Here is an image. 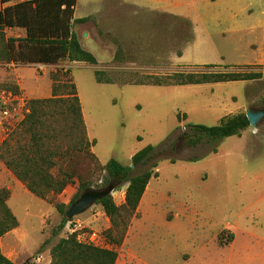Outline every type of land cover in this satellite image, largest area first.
Here are the masks:
<instances>
[{"label": "rangeland", "instance_id": "374dc122", "mask_svg": "<svg viewBox=\"0 0 264 264\" xmlns=\"http://www.w3.org/2000/svg\"><path fill=\"white\" fill-rule=\"evenodd\" d=\"M85 17L93 19L72 22V29L96 65L0 63V145H14L28 100L50 98L51 74L71 69L88 139L96 141L91 152L99 162L114 159L132 168V157L151 146L159 154V177L150 180L123 243L113 247L103 235L109 219L96 204L53 237L62 221L54 203L69 205L77 185L52 196L51 202L43 201L0 161V189L10 190L8 206L19 223L0 239L3 255L16 264H50L51 247L77 233L80 242L115 249L126 259L131 251L143 264H186L181 255L196 251L188 264H264V118L241 137L204 141L197 148L186 147L181 139L191 125L216 126L248 108L264 110V0H77L74 21ZM19 36L23 32H6V37ZM97 70L118 81L204 71H256L263 77L253 82L137 86L99 84ZM11 80L20 95L4 88ZM8 98L12 110L3 116L2 102ZM179 114L186 119L180 120ZM151 166L133 168L132 175ZM125 189L123 184L112 192L116 205L123 203ZM225 232L233 240L221 246L228 239Z\"/></svg>", "mask_w": 264, "mask_h": 264}, {"label": "trees", "instance_id": "16d2710c", "mask_svg": "<svg viewBox=\"0 0 264 264\" xmlns=\"http://www.w3.org/2000/svg\"><path fill=\"white\" fill-rule=\"evenodd\" d=\"M0 63L14 66L47 65L57 66L64 61L96 65V58L84 50L74 24H85L92 17L74 21L77 0H0ZM21 31L23 36L6 37L7 31ZM118 55H115L114 60ZM181 56V55H180ZM217 65H206L214 69ZM228 69L229 66H224ZM256 71H204L199 73L177 72L166 76H135L125 81L116 80L106 71H94L99 84L192 86L230 82H253L262 79ZM50 98L31 99L26 103V112L20 122L14 145L4 142L0 145V161L7 171L33 196L50 201L52 196L61 195L68 186L77 185V192L71 203L92 187L106 188L109 185L117 191L126 184L124 201L116 205L111 195L97 202L109 219L110 227L103 233L113 247L121 246L131 220L137 215L140 201L153 178H158V153L149 146L132 157L133 167H126L109 160L102 165L91 152L96 141H90L82 115L71 69H59L51 74ZM5 86L12 94L20 95V88L11 80ZM11 110V107H8ZM180 120L186 115H178ZM250 127L245 113L222 118L216 126L191 125L181 135L184 145L197 148L204 141L211 144L230 137H241ZM176 150V147L173 146ZM217 153L216 148L213 149ZM196 161V159H192ZM152 166L132 175L136 167ZM101 190V189H100ZM11 197L9 189H0V239L18 228L19 223L8 206ZM51 202V201H50ZM54 203L62 216L61 223L53 231L58 236L69 220L66 213L71 206ZM227 234L226 246L233 240ZM44 242L40 251L46 246ZM50 264H116L118 251L80 242L77 233L58 241L50 249ZM0 264H16L6 258L0 248Z\"/></svg>", "mask_w": 264, "mask_h": 264}, {"label": "water", "instance_id": "95a60500", "mask_svg": "<svg viewBox=\"0 0 264 264\" xmlns=\"http://www.w3.org/2000/svg\"><path fill=\"white\" fill-rule=\"evenodd\" d=\"M245 114L250 127L253 129H257L259 123L264 118V110H255L252 108H248L245 111ZM113 191L114 187L111 185L101 190H86L74 203L71 204L69 210L66 213V218L68 220H71L74 217L85 213L90 207L94 206L97 202L111 195Z\"/></svg>", "mask_w": 264, "mask_h": 264}, {"label": "crops", "instance_id": "0c3cea01", "mask_svg": "<svg viewBox=\"0 0 264 264\" xmlns=\"http://www.w3.org/2000/svg\"><path fill=\"white\" fill-rule=\"evenodd\" d=\"M3 8H4V6H2V4L0 3V10ZM254 130H256V129H254ZM232 246L231 247L234 249V242H233ZM126 254H127V259H126L125 255H121V257H120V254H118L119 257H118L116 264H143L141 262L140 258L135 253L130 251ZM197 255H198L197 251H196V254H189V253L185 252L184 254L181 255V258H182L183 262L188 264V262H190L192 259L196 258Z\"/></svg>", "mask_w": 264, "mask_h": 264}, {"label": "built area", "instance_id": "2783aa9c", "mask_svg": "<svg viewBox=\"0 0 264 264\" xmlns=\"http://www.w3.org/2000/svg\"><path fill=\"white\" fill-rule=\"evenodd\" d=\"M42 66L43 65H38V67L39 68H42ZM10 96H12V95H10ZM10 98H8L7 100H5L4 102H2V104H3V106L4 107H2V109H3V111H2V115L3 116H9L10 115V112H11V110H9L8 109V107H11L12 108V105H13V103L11 104V101L9 100ZM13 102V101H12ZM95 235H93V237H94ZM92 244V243H91Z\"/></svg>", "mask_w": 264, "mask_h": 264}]
</instances>
